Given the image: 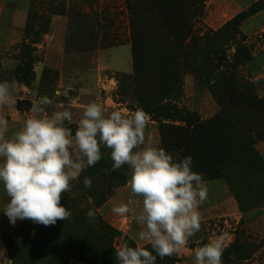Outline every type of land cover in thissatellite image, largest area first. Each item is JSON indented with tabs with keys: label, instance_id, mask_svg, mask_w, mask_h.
I'll list each match as a JSON object with an SVG mask.
<instances>
[{
	"label": "rangeland",
	"instance_id": "rangeland-1",
	"mask_svg": "<svg viewBox=\"0 0 264 264\" xmlns=\"http://www.w3.org/2000/svg\"><path fill=\"white\" fill-rule=\"evenodd\" d=\"M127 1L138 0H0V82L14 83L15 100L11 108L0 109L9 121L7 135L33 114V101L41 96L52 101L50 113L65 109L73 113L74 122L69 125L73 133L84 106L92 101L100 103L106 113L119 110L127 116L136 111L140 98L158 99L164 109L158 118L149 115L146 144L170 153V149H182L187 140L193 171L210 175L209 170L221 169L240 206L248 210L241 214L231 194L215 198L214 204L199 210L201 227L188 245L161 258L159 264H195L194 250L217 236L224 237L222 264H264V0H247L257 3V13L231 25L240 13L234 1L137 4L131 15L137 22L136 33L146 40L138 52L143 74L139 85L134 82ZM166 35L176 42L175 47ZM26 66L33 68L34 78L19 80L17 69ZM173 107L175 112L165 118L166 110ZM189 124L198 128L193 130ZM185 132L193 135L185 138ZM103 147L102 158L111 159V150ZM126 172L130 178L128 166ZM103 177L99 172L94 179ZM209 184H222L209 189L210 193L228 187L223 180ZM85 193L78 180L72 182L68 196L77 199ZM130 198L126 184L98 211L128 240L145 247L147 242L131 238L139 230L131 215L117 216L111 211L113 205ZM138 198L131 205L137 210L142 205V197ZM213 200L207 198L203 205ZM61 204L68 210L75 208L71 201ZM69 219L58 220L55 226L36 224L13 239L9 248L0 230V249L4 250L0 264H51L68 259L64 245L70 240V226L80 229L75 234L77 246L87 250L86 223ZM232 245L238 252L228 250Z\"/></svg>",
	"mask_w": 264,
	"mask_h": 264
},
{
	"label": "clouds",
	"instance_id": "clouds-1",
	"mask_svg": "<svg viewBox=\"0 0 264 264\" xmlns=\"http://www.w3.org/2000/svg\"><path fill=\"white\" fill-rule=\"evenodd\" d=\"M13 91L14 83L0 82V109L14 105ZM51 104L47 96L34 100L33 114L11 136L8 119L0 114V183L8 198L3 213L9 222L15 225L27 219L47 227L67 220L71 212L61 204L63 194L71 193L72 182L102 159L103 145L111 150L113 170L124 165L131 170L127 181L131 195L142 197L139 210L131 206L130 198L113 205L111 211L131 215L139 226L131 238L151 246L150 251L120 244L115 250L119 264H156L157 256L184 249L200 230L199 208L208 196L203 174L193 171L192 157L176 161L164 148L146 144L150 116L143 109L127 116L119 110L106 113L92 101L84 106L73 133L69 126L73 113L66 109L50 113ZM83 184L90 188L92 180L85 177ZM88 203L93 204L91 197ZM86 215L94 222L96 209L89 208ZM223 252L224 237L211 238L194 250L195 264H222Z\"/></svg>",
	"mask_w": 264,
	"mask_h": 264
},
{
	"label": "trees",
	"instance_id": "trees-1",
	"mask_svg": "<svg viewBox=\"0 0 264 264\" xmlns=\"http://www.w3.org/2000/svg\"><path fill=\"white\" fill-rule=\"evenodd\" d=\"M127 9L130 13L129 17V24L131 28V34H130V40L132 43V46L134 48V70H135V84H141L142 79V73L140 71V68H138V52L141 49V42L145 40V36L139 35L136 33L137 29V22L134 19L132 12H134V8L137 4H151L148 0H138V1H127ZM154 4V3H153ZM257 3L252 4L248 9L240 12L237 14V16L229 22V24L234 23H240L246 21L250 16L257 13L256 11ZM81 15H78L80 18ZM82 18V16H81ZM77 25L80 23V19L76 20ZM192 29V24L190 25V30ZM166 33H164L165 36ZM165 39L167 41H170L173 47H175L176 42H172V38L168 37L166 35ZM146 41V40H145ZM137 53V54H136ZM16 77L19 80H29L33 79V68L26 66V67H19L16 72ZM139 106L136 107L137 109H143L146 113L149 115L158 118L160 115L161 110H163V105H160V101L158 99L149 100L147 98H140L139 99ZM174 107L169 108L166 110V117L169 118L171 113H174ZM181 120H185L186 118L182 116ZM190 125V124H189ZM193 130L197 129L198 127L196 125L191 124L190 125ZM193 134H187L185 132L184 136L185 138L191 137ZM187 140L182 145V149H170V154L173 156L174 160H179L178 158L182 159L186 157L189 154V146L187 144ZM105 147V146H104ZM103 147V148H104ZM213 162V161H212ZM214 162L211 163L213 166ZM211 165H209L211 167ZM216 165L213 167L215 168ZM127 165L122 166L120 169L113 170V161L110 158H102L95 166L86 168L79 180L80 188L85 190V195L82 197H79L77 199H71L68 196V192L63 194L62 200L64 201H71L72 204L75 206L73 210H70L71 216L69 217L70 221L73 220L74 223H81L85 222L86 224V236L88 241V247L87 250H83L82 248L77 246L76 237L75 234L80 232V229L77 227H73L71 229L70 226V240L66 243L67 250L69 252V258H72L73 260H77L82 263L86 264H119V261L116 258V245L118 240L122 239V243H127L131 247H136V243L133 241L128 240L127 236H123L122 232L116 230L113 228L110 224L105 222L102 215L99 213V208L106 204L107 201L115 194V191L117 188L121 186H125L127 184V181L129 179V175L126 172ZM99 172L103 173V180L98 181L97 179H94L95 175ZM203 174L204 181H215V180H223L224 183H226L229 187L230 192H232V195L237 200L239 204V210L242 213H246L248 210H245L244 207L240 206V202L238 201V198L236 196V193L233 192L231 189V185L226 178H222V170L219 168H216L215 170H209L210 175H206L202 171L200 172ZM85 177H89L92 180V185L90 188H86L83 184V180ZM89 197L92 198L93 204L90 205L88 203ZM83 205L81 207V205ZM94 207L96 209L97 215L94 222H91L86 213L89 210V208ZM32 221L30 220H23L20 224L15 225V229L12 231L6 230L3 233V241L9 248V244L12 243L15 239H18V237L24 236L26 230L32 226H34ZM55 236L57 237L60 235L59 228L55 229ZM24 234V235H23ZM91 235H95V238L97 237L96 241L95 238L93 239ZM14 239V240H13ZM117 239V241H116ZM121 243V244H122ZM151 251L150 244L145 246ZM231 252H238L239 248H235L234 245L229 247L228 249ZM153 255H156L155 252H153ZM110 257V259H108ZM69 258L61 261V262H55L51 264H69ZM161 260V257L157 256L156 258V264H159Z\"/></svg>",
	"mask_w": 264,
	"mask_h": 264
},
{
	"label": "crops",
	"instance_id": "crops-1",
	"mask_svg": "<svg viewBox=\"0 0 264 264\" xmlns=\"http://www.w3.org/2000/svg\"><path fill=\"white\" fill-rule=\"evenodd\" d=\"M228 1H230L231 3H232V1H234V3L236 4V6H237V8H238V12H242V11H244L245 9H247V7L250 5V4H252V1L251 2H249V1H247V0H228ZM237 2V3H236ZM254 20V19H253ZM247 22H252V19L251 20H249V21H247ZM215 181H218V180H215ZM215 181H206L205 182V185H206V188H207V191H208V196H207V198H214V200H213V202H208V204H207V206H205V205H201L200 206V208H199V210H202L204 207L207 209V207H210L209 205H211L212 203L214 204L215 203V198H217V197H224V196H226V197H228V196H230V194H231V198L233 197V200H235V198H234V196L232 195V193L231 192H229L230 190L228 189V187L226 186V183H224V186H226L225 187V189L224 190H221L220 192H216V193H213V192H209V189H211V188H218V186H221V185H212V184H209L210 182H215ZM219 188H221V187H219ZM215 190V189H214ZM121 192H123V191H121ZM0 199H4V201L2 202V201H0V214H2V218H1V220H0V230H2V232H4L5 230H9V229H11L13 226L15 227V225L16 224H20L21 223V221L20 220H18L17 222H16V224L15 225H12L10 222H9V219H8V217L6 216V215H4V213H3V206H4V204L7 202V196H6V193H5V191H4V189H3V185H2V183H0ZM133 201H134V204H137V202H138V200H139V198L138 197H135V196H132V198H131ZM137 201V202H136ZM236 201V200H235ZM235 204H236V202H235ZM237 205V204H236ZM200 213H201V211H199ZM210 212V211H209ZM241 214H242V212H241ZM257 264H259V263H257Z\"/></svg>",
	"mask_w": 264,
	"mask_h": 264
}]
</instances>
